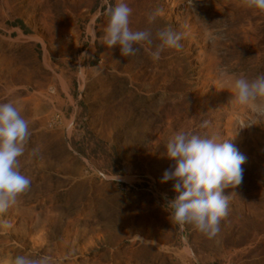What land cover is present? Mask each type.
<instances>
[{"label":"rangeland","instance_id":"374dc122","mask_svg":"<svg viewBox=\"0 0 264 264\" xmlns=\"http://www.w3.org/2000/svg\"><path fill=\"white\" fill-rule=\"evenodd\" d=\"M126 2L130 27L153 36L135 57L103 43L117 0H0V102L31 132L20 158L31 186L0 217L13 225L0 230V264L45 254L51 264H264V97L232 103L229 88L264 74V10ZM165 27L183 33L182 49L153 61ZM189 130L246 157L242 184L223 190L228 214L214 238L173 219L175 182H161L174 164L168 140Z\"/></svg>","mask_w":264,"mask_h":264},{"label":"clouds","instance_id":"9594fccd","mask_svg":"<svg viewBox=\"0 0 264 264\" xmlns=\"http://www.w3.org/2000/svg\"><path fill=\"white\" fill-rule=\"evenodd\" d=\"M251 9L264 10V0H243ZM133 9L126 0H117L107 9V25L104 29L103 43L112 48L119 46L125 57H135L145 45H152L150 30H133L130 17ZM163 8H158L148 16V22L163 17ZM159 44L150 50L153 61L161 58L168 49L181 50L183 33L165 27L156 32ZM233 102L247 105L258 97H264V74L249 80L243 76L236 78L230 85ZM210 122L202 121L201 128H208ZM29 122L12 101L0 102V217L12 207L17 199L30 190L31 180L20 168V158L24 156L30 139ZM167 157L174 164L165 170L163 182L174 181L177 196L168 200L172 209L170 215L181 225L189 224L209 238L220 231L221 220L227 216L229 198L223 190L238 188L243 181L242 165L246 157L220 135L199 134L194 131H178L166 144ZM38 149H33V155ZM13 227L6 219H0V230ZM12 264H51L49 255L30 257L17 255Z\"/></svg>","mask_w":264,"mask_h":264},{"label":"trees","instance_id":"16d2710c","mask_svg":"<svg viewBox=\"0 0 264 264\" xmlns=\"http://www.w3.org/2000/svg\"><path fill=\"white\" fill-rule=\"evenodd\" d=\"M15 24H20V21H17Z\"/></svg>","mask_w":264,"mask_h":264}]
</instances>
